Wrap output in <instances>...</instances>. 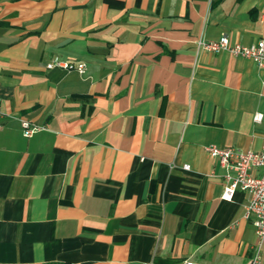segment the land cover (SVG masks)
Returning a JSON list of instances; mask_svg holds the SVG:
<instances>
[{"label": "crops", "instance_id": "0c3cea01", "mask_svg": "<svg viewBox=\"0 0 264 264\" xmlns=\"http://www.w3.org/2000/svg\"><path fill=\"white\" fill-rule=\"evenodd\" d=\"M223 35L264 39V0H0V264L248 263L205 147H264V67Z\"/></svg>", "mask_w": 264, "mask_h": 264}, {"label": "built area", "instance_id": "2783aa9c", "mask_svg": "<svg viewBox=\"0 0 264 264\" xmlns=\"http://www.w3.org/2000/svg\"><path fill=\"white\" fill-rule=\"evenodd\" d=\"M197 45L208 51L227 50L234 56L251 58L259 66L264 67V39L250 45L231 43L227 35L217 40H198ZM47 68L60 67L65 70L84 72V63L52 60L46 64ZM261 118V113L254 115L255 120ZM24 136H31L34 132L43 129V126L20 120ZM207 153L216 157L224 168L223 190L221 198L230 200L236 190H243L249 194V201L245 206L244 217H253L256 243L251 246V253L247 264H264L261 256V246L264 244V171L254 175L251 170L262 168L264 170V147L260 151H245L235 147H219L214 144L205 147ZM184 169H189L185 164ZM180 264H201L190 259L183 260Z\"/></svg>", "mask_w": 264, "mask_h": 264}]
</instances>
